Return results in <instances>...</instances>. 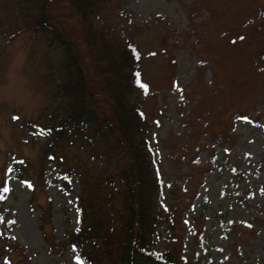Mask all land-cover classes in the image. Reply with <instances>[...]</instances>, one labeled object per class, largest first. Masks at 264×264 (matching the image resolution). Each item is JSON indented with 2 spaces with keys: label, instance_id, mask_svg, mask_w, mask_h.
Listing matches in <instances>:
<instances>
[{
  "label": "rangeland",
  "instance_id": "1",
  "mask_svg": "<svg viewBox=\"0 0 264 264\" xmlns=\"http://www.w3.org/2000/svg\"><path fill=\"white\" fill-rule=\"evenodd\" d=\"M115 1L102 13L143 57L139 99L162 181L157 202L175 216L172 248L187 264H264V29L251 22L264 0ZM15 3L0 0V264H79L66 243L79 225L77 174L93 178L103 158L76 143L35 180L45 135L30 128L63 119L54 96L65 75L57 50L16 32ZM49 10L78 27L65 0ZM38 206L49 209L41 230ZM165 230L155 229L157 251Z\"/></svg>",
  "mask_w": 264,
  "mask_h": 264
},
{
  "label": "trees",
  "instance_id": "2",
  "mask_svg": "<svg viewBox=\"0 0 264 264\" xmlns=\"http://www.w3.org/2000/svg\"><path fill=\"white\" fill-rule=\"evenodd\" d=\"M17 1L22 25L16 32L41 36L52 50H57L65 75L55 86L54 96L62 102L63 119L55 125L48 122L44 127L30 128L40 129L45 135L39 145L35 180L43 179L44 164L61 165L62 154L57 153L76 143L81 148L93 147L95 156L103 158L93 178L77 174L79 225L66 243L74 246L78 263L187 264L171 246L176 241L175 216L160 210L157 202L162 181L148 148L151 123L139 99L147 93L140 72L143 57L125 36L124 27L110 23L102 13L108 8L113 14L118 4L115 0H65L77 17L75 28L49 10L53 0H32L30 8L29 0ZM112 1L114 5L109 6ZM255 21L257 30L264 29L263 10L251 20ZM257 61L264 64V51ZM137 77L143 88L136 83ZM29 167L27 163L15 166L13 177L20 178ZM63 176H70V171L64 169ZM38 208L41 230L49 209ZM161 224L166 227V246L157 251L155 229Z\"/></svg>",
  "mask_w": 264,
  "mask_h": 264
},
{
  "label": "snow or ice",
  "instance_id": "3",
  "mask_svg": "<svg viewBox=\"0 0 264 264\" xmlns=\"http://www.w3.org/2000/svg\"><path fill=\"white\" fill-rule=\"evenodd\" d=\"M136 83H137L138 85H140L141 88L144 87L142 84H140L139 77L136 78ZM5 191H7V189H5Z\"/></svg>",
  "mask_w": 264,
  "mask_h": 264
}]
</instances>
